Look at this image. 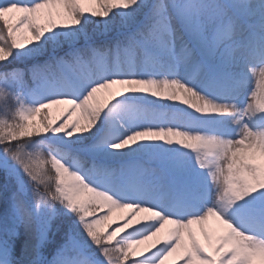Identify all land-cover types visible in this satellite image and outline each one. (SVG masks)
<instances>
[{"label":"snow or ice","instance_id":"snow-or-ice-1","mask_svg":"<svg viewBox=\"0 0 264 264\" xmlns=\"http://www.w3.org/2000/svg\"><path fill=\"white\" fill-rule=\"evenodd\" d=\"M0 264H264V0H0Z\"/></svg>","mask_w":264,"mask_h":264},{"label":"rangeland","instance_id":"rangeland-1","mask_svg":"<svg viewBox=\"0 0 264 264\" xmlns=\"http://www.w3.org/2000/svg\"><path fill=\"white\" fill-rule=\"evenodd\" d=\"M41 191H43V188H41ZM215 227V225L210 221L209 222V228H214Z\"/></svg>","mask_w":264,"mask_h":264}]
</instances>
